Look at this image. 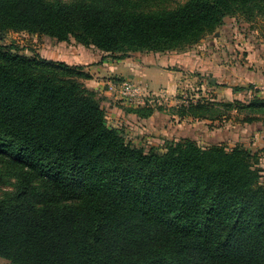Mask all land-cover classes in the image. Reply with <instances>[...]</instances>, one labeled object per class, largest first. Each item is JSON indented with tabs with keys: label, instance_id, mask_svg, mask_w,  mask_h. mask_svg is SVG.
<instances>
[{
	"label": "trees",
	"instance_id": "1",
	"mask_svg": "<svg viewBox=\"0 0 264 264\" xmlns=\"http://www.w3.org/2000/svg\"><path fill=\"white\" fill-rule=\"evenodd\" d=\"M0 0L7 30L71 38L114 59L181 51L264 0ZM83 65L0 43V258L9 264H264L258 153L183 138L134 145ZM213 83V82H212ZM250 89L254 90L252 85ZM235 93L245 87H234ZM254 91H258L255 88ZM149 105L126 112L148 118ZM264 120V97L187 100L181 119Z\"/></svg>",
	"mask_w": 264,
	"mask_h": 264
},
{
	"label": "rangeland",
	"instance_id": "2",
	"mask_svg": "<svg viewBox=\"0 0 264 264\" xmlns=\"http://www.w3.org/2000/svg\"><path fill=\"white\" fill-rule=\"evenodd\" d=\"M185 1L186 0H152V3L148 6L151 10L162 8L174 9ZM216 33L222 35V40H220L215 52L217 61H223V63H227L229 66L231 64L241 66L242 69H248L249 71H253L255 69L261 70L264 67L263 15H260L257 12L253 15L238 12L228 16L224 20V24L217 27L214 32L205 35L203 39H206L207 37L212 38V36ZM200 42L185 47L181 51H170L161 53V55L167 56V59L170 60V55L175 54V52L184 53L191 51L192 49H196ZM0 43L5 46L13 45L15 47V51L20 54L29 56L38 54L45 59H66L67 61L69 56L76 54L80 50L96 49L94 47H85L76 42L73 38H71L68 42H59L47 35L32 34L26 31L14 30H7L0 34ZM169 70L175 72L181 69L177 67H170ZM180 72L181 76H178L177 78L179 87L174 89L170 88V85L167 84V82L171 81L170 76L167 75L168 73H165L167 76L164 79L163 77L156 76V79L152 81V88L142 82H139V80L136 81L135 79L130 78L146 91L154 94L147 105L155 110L153 113V119H151V122L149 123V127H147L148 124H145L144 129L141 127L142 132L139 133L137 130L122 127L125 130L128 139L134 145L139 147H144L146 149H150L151 147L163 149L165 143H162L159 147H157V145H152L150 138L147 140H144L145 138L139 140L141 135L151 137L152 132L157 130L161 131L160 136L164 139V142L167 140V137H170V140L189 138L193 139L203 147H209L211 144H225L228 147L234 146L233 142L229 144L231 142L230 139H226L225 141H216L214 138H209L210 136L208 135H212L214 132L217 133L220 131V127L224 123L230 124L232 122L234 125H240L239 119L243 118L244 115H241L239 118V116L233 112L231 114V120L220 122L214 121L212 123L205 120H193L192 118L181 119L176 115L177 106L185 103L187 100H210L217 102L216 99H218V95L212 88L214 86L211 82L212 77H203L202 73L197 69L194 70V72L189 70H182ZM161 81L164 82L161 83ZM121 83L122 81L117 83V86ZM112 86L115 87L116 85ZM254 90L253 92H256ZM112 91L113 95L116 97V91L114 89ZM252 97L253 95L251 97H244L241 101H247ZM110 123H112L111 118ZM148 132L150 133L148 134ZM204 132L206 134H204ZM238 132L241 133V131ZM153 136L154 138H158L159 135ZM241 144H243L247 149L258 153L256 150H252V148H250L252 144L251 140L247 141L246 144ZM259 157L260 162H262L263 156ZM259 166L263 170L262 175L264 178V165ZM11 189H13L12 184H3L0 186V195ZM0 264H9V262L0 258Z\"/></svg>",
	"mask_w": 264,
	"mask_h": 264
},
{
	"label": "crops",
	"instance_id": "3",
	"mask_svg": "<svg viewBox=\"0 0 264 264\" xmlns=\"http://www.w3.org/2000/svg\"><path fill=\"white\" fill-rule=\"evenodd\" d=\"M207 38L203 39L196 49L184 53L175 52V54L170 55V60L167 59V56L161 55V53H133L123 59H114L107 56V53L97 51V49H83L69 56L68 61L66 59L59 60L71 65L85 66L86 71L92 75L91 79L84 81L85 86L99 93V96L102 98V107L107 111L109 117L111 116V124L116 127H128L140 133L142 132V128L144 129L145 124H148L147 127H149L153 114L148 118H143L134 113L126 112V109L131 106L121 102L118 96L115 97L113 95L112 91V85L117 86V83L127 78L139 80V82L152 88V81L156 79V76L163 77L164 79L168 75L171 81L167 82V84L170 85V88L174 89L179 87L177 78L181 76L180 71L189 70L194 72L197 69L202 73L203 77H212L211 82L214 85L212 88L218 95L217 101L232 102L234 100H242L244 97H251L252 95L264 97L263 92H253V89L249 88L250 85L254 89L264 85V67L261 70L255 69L249 71L248 69H242L241 66L233 64L229 66V64L223 63V61H217L215 52L220 40H222V35L216 33L212 38ZM170 67H177L181 70L172 72L169 70ZM165 73L168 74L166 75ZM163 82L161 81V83ZM234 87H245L246 90L235 93ZM210 123L212 122L210 121ZM220 129L217 133L214 132L212 135H208L210 136L209 138H214L216 141L230 139L231 142L229 144L233 142L234 145L239 142L246 144L247 141L251 140L252 144L250 148L256 150L259 156H263L260 165H264V120L253 123H240V125H234L232 122L230 124L224 123ZM238 131H241V133ZM204 134L206 133L204 132ZM153 135L160 136L161 131L156 130L152 132L151 137L141 135L139 140L150 138L152 145H157V147L165 143L161 136L154 138ZM168 139L170 140V137H167Z\"/></svg>",
	"mask_w": 264,
	"mask_h": 264
},
{
	"label": "built area",
	"instance_id": "4",
	"mask_svg": "<svg viewBox=\"0 0 264 264\" xmlns=\"http://www.w3.org/2000/svg\"><path fill=\"white\" fill-rule=\"evenodd\" d=\"M121 102L131 107L145 106L154 96L153 93L146 91L132 79L127 78L119 86H112ZM259 92H264V85L257 88Z\"/></svg>",
	"mask_w": 264,
	"mask_h": 264
}]
</instances>
